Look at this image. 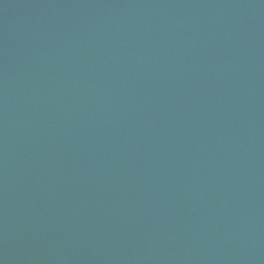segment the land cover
Returning a JSON list of instances; mask_svg holds the SVG:
<instances>
[{
    "label": "water",
    "instance_id": "95a60500",
    "mask_svg": "<svg viewBox=\"0 0 264 264\" xmlns=\"http://www.w3.org/2000/svg\"><path fill=\"white\" fill-rule=\"evenodd\" d=\"M0 264H264V0H0Z\"/></svg>",
    "mask_w": 264,
    "mask_h": 264
}]
</instances>
